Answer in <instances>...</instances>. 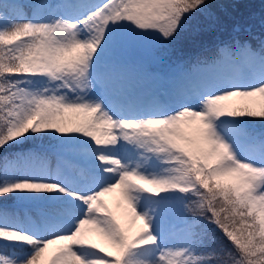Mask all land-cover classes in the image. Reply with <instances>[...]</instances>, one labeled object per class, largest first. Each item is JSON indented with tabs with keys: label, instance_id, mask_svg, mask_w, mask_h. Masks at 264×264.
<instances>
[{
	"label": "snow or ice",
	"instance_id": "obj_1",
	"mask_svg": "<svg viewBox=\"0 0 264 264\" xmlns=\"http://www.w3.org/2000/svg\"><path fill=\"white\" fill-rule=\"evenodd\" d=\"M212 8L0 0V264H264V39L236 24L167 89L129 61Z\"/></svg>",
	"mask_w": 264,
	"mask_h": 264
},
{
	"label": "trees",
	"instance_id": "obj_2",
	"mask_svg": "<svg viewBox=\"0 0 264 264\" xmlns=\"http://www.w3.org/2000/svg\"><path fill=\"white\" fill-rule=\"evenodd\" d=\"M212 12L219 18L215 29L187 32L177 38L167 50L153 52L157 60L183 61L191 56L202 58L212 56L220 41H227L233 35L236 24L243 26L242 40H247L253 48H258L264 39V0H210ZM261 125L256 124L260 129Z\"/></svg>",
	"mask_w": 264,
	"mask_h": 264
},
{
	"label": "rangeland",
	"instance_id": "obj_3",
	"mask_svg": "<svg viewBox=\"0 0 264 264\" xmlns=\"http://www.w3.org/2000/svg\"><path fill=\"white\" fill-rule=\"evenodd\" d=\"M25 2H28V0H25ZM130 55V54H129ZM130 63L132 64H137L138 62L142 63V67L136 69L140 73L143 74L144 76V86L146 87H156L160 84L161 82V77L158 76L156 73H153L149 71V69L146 66V60L144 57H138V60H130ZM48 157L51 159L50 165L52 167H55L56 163L53 158V154L49 153ZM104 199L109 203V206L113 208L114 211H117L119 214L120 212V206L122 205V198L119 190H116L112 193H108L105 195ZM140 222H137L136 224L130 225L132 231H136V229L139 227Z\"/></svg>",
	"mask_w": 264,
	"mask_h": 264
}]
</instances>
